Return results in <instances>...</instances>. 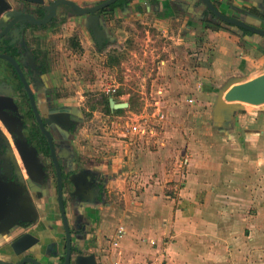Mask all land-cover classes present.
<instances>
[{"label":"rangeland","instance_id":"374dc122","mask_svg":"<svg viewBox=\"0 0 264 264\" xmlns=\"http://www.w3.org/2000/svg\"><path fill=\"white\" fill-rule=\"evenodd\" d=\"M76 1L83 5H92L101 0ZM117 21L113 20L114 25L109 28L111 35L115 36V41L106 44L103 50L96 46L86 32L83 22H75L73 19L58 30L54 37V51L59 65L62 102L77 106L85 117V122L77 131L79 152L91 160V164L102 165L100 167L113 175V181L110 182L113 190L112 208L107 215L111 217L114 213L117 217L119 214L125 219L119 221L115 234L120 226L125 230L136 226L139 233L143 232V240L151 238L147 244L159 258L158 262L166 264L175 253L183 252L179 245L182 238L178 230L181 229L175 227L177 212L184 209L178 206L183 200L181 199V203L177 201L180 193L178 191L186 187L183 184H190L194 190L197 189L196 186L200 187L199 195L195 197L198 202L195 204L198 207L194 212L195 220L197 223H206L212 222L213 208L221 199L218 190L213 188H227L223 183L222 186L218 185L220 179H226V183L227 178L233 174L249 172L261 176L264 173V166L260 165L264 163V106L245 105V109L239 111L235 117L230 138L220 134L212 125V108L218 88L232 75L246 76L249 79L263 71L264 52L258 51L251 44H245L232 34V29L220 24L208 31L198 26L196 39H200L201 43L195 49H187L175 43L178 33L183 30L182 22L175 21L170 27L173 31L171 39L159 34L153 25L152 16L135 21L119 18L123 23ZM151 29L155 30V34ZM74 36L82 40L81 51H76L70 46L69 39ZM129 39H132L134 46L131 53L119 67L108 66V55L112 52L127 51ZM162 59L172 63L179 62L181 66L176 67L175 71L170 69L174 71L170 74L158 67ZM168 80L171 83L173 80L174 84H168ZM157 83L170 85L168 91L172 89L170 93L176 95L179 101L176 111L159 121V140L164 141L166 145L160 146L154 139L146 142L143 157L149 164L148 168L143 169L138 166L141 158L135 152L136 144H130L128 139L122 137L123 122H119L118 115L106 113L102 100L107 95V88L118 86V90L125 88L137 93L143 108L146 107L147 112L151 113L157 107L150 92L152 85ZM141 92L145 94L142 95ZM189 98L195 99V103L188 102ZM128 99L129 94L121 101L128 102ZM159 103L166 102L161 100ZM128 114L126 112L120 116L125 117ZM254 158L257 163L251 164L250 161ZM151 165L155 170H151ZM198 176L202 177L204 187L198 183ZM123 178L126 183L122 182ZM171 178L174 179L170 181ZM146 183L158 187L150 196L151 200H154L155 196H161L157 198L156 203L151 204L148 211L143 206L145 198H127L124 196L123 187L126 184L127 188H131L135 184L136 188H142ZM259 187L260 182L256 185L257 189ZM169 189L175 190L177 200L166 197L165 193ZM133 199L142 205L130 208L129 203ZM225 199L228 198H224L222 202ZM154 204L158 206L155 211ZM225 217L226 227L223 234L227 236L231 231L235 239L241 241L243 234L238 235L239 229L236 226L229 227V214ZM231 219L237 220L235 217ZM234 224L237 225V222H232V226ZM154 227L157 237H149ZM139 233L137 235L140 236ZM212 234L211 228L204 230V235L209 239L208 242L201 240L202 243H209L205 248L212 249ZM226 239L227 241H222L224 251L234 252L237 258L244 260L246 250H250L251 264L261 263L260 246L253 245L249 248L245 243L237 242L233 248L228 246L229 241Z\"/></svg>","mask_w":264,"mask_h":264},{"label":"flooded vegetation","instance_id":"af4514ba","mask_svg":"<svg viewBox=\"0 0 264 264\" xmlns=\"http://www.w3.org/2000/svg\"><path fill=\"white\" fill-rule=\"evenodd\" d=\"M6 1L11 9L0 10V264H18L31 255L43 264H63L69 255V263L74 264L78 254H94L97 264H103L115 233L111 234L105 225L111 218L107 209L112 205L113 175L102 165L91 164L79 152L77 131L85 122L83 114H71L64 125L53 121V115L62 107L73 106L62 102L54 37L62 26L73 19L81 23L85 16L68 15L64 6H58L45 24L12 23L10 10L42 19L46 13L44 5L54 0H45L44 5ZM131 1L121 2L114 12L106 7L96 14L107 24ZM225 3L228 8L223 6L224 12L264 29V11L254 5L256 0L245 5L237 0ZM235 6L241 10H235ZM202 16L193 15L203 25L209 18L205 11ZM210 20L232 29V34L245 44L264 52V36L238 29L214 16ZM86 32L100 50L109 43L99 45L93 33L87 29ZM77 39L82 45V40ZM40 120L52 137L57 163ZM26 233L35 236L41 250L37 253L32 249L17 257L11 244Z\"/></svg>","mask_w":264,"mask_h":264},{"label":"crops","instance_id":"0c3cea01","mask_svg":"<svg viewBox=\"0 0 264 264\" xmlns=\"http://www.w3.org/2000/svg\"><path fill=\"white\" fill-rule=\"evenodd\" d=\"M175 1L157 0V2L152 3L151 0L150 3L148 0H132L129 6H126L127 10L126 8L118 10L113 19L109 21L107 25L109 28H112L114 25L113 20H118L117 22L121 23L122 21H119V18L135 21L138 19H147V17L152 16L154 21L153 25L157 29V31L160 32L159 34H161L163 37H169L172 39L173 36H171V32L173 33V31L170 27L175 24V21L182 22L181 27L183 28V30L181 29L178 33L177 38H175L177 39L175 43L187 49H195V47L198 46L195 40L196 35H198L197 33L199 32L196 28L198 26L203 28V25L199 23V19L193 17L194 14L189 12L184 13L186 11H181ZM214 1L219 3V8L222 9L223 12L225 11L224 8H228V4L225 3L227 0ZM237 1H241L239 2V4L242 5L249 3V0ZM164 30L166 31L164 32ZM180 66L181 64H179V62L172 63L164 59H162L160 61V65H158L159 68L161 67L163 71H168L170 74L175 71L176 67ZM170 69H173L174 71H170ZM262 72L263 71H261L257 75L261 74ZM168 82V84L170 85L174 84L173 80L172 83L169 80ZM170 85L163 83H157L156 85L154 84L152 85L150 92L151 99L155 101V106L156 99H159L160 102L161 100H164L166 102L165 104H161V108L165 113L164 118L169 117L173 112L176 111L178 106L177 103L179 101L176 98V95L170 93L172 89L168 91ZM160 89L162 90V94H158V90ZM141 93L142 95L145 94L144 92ZM124 97H127V95L123 96L122 98ZM241 103L244 106H257L245 102ZM146 110V107H144L141 112H146ZM127 113L134 112L129 111ZM146 142L147 141L140 143L130 142V144H136L135 147H137V151L135 152L141 158L139 159L138 166H142L143 169L148 168L149 164V162L143 157V154L145 153L144 147L147 145ZM158 145L165 146L166 143L162 141L158 142ZM253 162L257 163V160L255 158L251 159L250 163L253 164ZM262 164L264 166V163H261L260 165L262 166ZM150 167L151 170H155L153 165H151ZM156 167L158 168V165H156ZM246 170L250 171L247 168ZM251 172H253V170ZM200 177L201 176L197 177L198 183H200L201 187H204V181L202 180V177ZM142 178L144 177L142 176ZM124 179L125 178L122 179V182L126 183L124 182ZM173 179L174 178H171L170 181ZM225 180L220 179L218 181V185H221L223 183L227 186V188H213V190L215 191L218 190V195L221 199H219L218 203H216L215 208H213L214 218L212 222L208 221L206 223H197L195 220L196 213L194 212L196 208H198L197 206H195V204L198 203L195 200V197L199 195V186H196L197 189L194 190L192 188L193 186H190V184L188 186V183L183 184L186 185V187L182 188L181 191H178L180 192L178 193V200L177 198H175L177 195L175 190L173 191L169 189L165 193L166 197L174 198V201L177 200L178 203H181L182 199L183 203L178 204V206L184 208L177 212V221L175 223V227L178 226L181 229L178 230V232L181 233L182 238L179 245L183 252L180 254L175 253V255L171 256L172 258H170L169 262L166 264H251L252 253L250 250H246L247 254L243 256L244 260H240L239 258H237L234 252L223 250L225 249V247H222V241H227L226 238H228L229 241L228 246H233V248L236 247L235 245L237 242L245 243V245H248L249 248H252L253 245L260 246V253L262 256L260 264H264V173L261 174V176L253 175V173L249 172L246 174H233V176L227 178L226 183H224ZM258 182H260V187L257 189L256 185ZM123 187L125 190L124 196H127V198H145V204L143 206H145L146 211H148V208L151 209V204L158 201L157 198H161V196H155L156 198L154 200H151L150 196L154 193L155 189L158 188L151 184L148 185L146 183L142 188L140 186L136 188L135 184L131 186V188H127L126 184H124ZM193 191H195L194 194L192 193ZM226 197L228 199H225V201L222 202V200H224V198ZM204 202L206 203V200H204ZM138 203V200L133 199L130 200L129 206L131 208L135 205H142V203ZM153 207L155 211L158 206L154 204ZM109 209H107V212L109 211ZM223 212L226 213L221 214ZM227 213L230 215V218H228V221L230 223L229 227L231 228L236 226V228L239 229L238 235L241 233L243 234L244 237H242L241 241H237V239H235V236L231 234V231L228 232L227 236L223 234L225 231L224 227H226L225 216L228 215ZM231 217H235L237 220H233L231 219ZM121 220H125L124 216L122 217L118 214V216L115 217L113 213L109 221H107V224H105L107 227L106 229L112 234V232H114L115 228L118 226L119 221ZM232 222H237V225L234 224L232 226ZM206 228H211L213 230V234L211 237L212 249L205 248V245L209 243L206 244L201 242V240H206L207 242L209 240L208 237L204 235V230ZM138 231L136 226L135 228H126L124 237L120 240V245L117 248L112 245V239L111 244L109 243L108 245V250L106 252L107 256L103 258V264H114L115 261H118L119 264H161L158 262L159 258H157L155 253L152 252L151 246L147 244L148 239L150 241L151 238H146L143 240V232L139 233ZM137 232L140 234V236L137 235ZM149 234V237H157L156 228H152ZM152 242L154 243L153 239ZM173 261H175L176 263H174Z\"/></svg>","mask_w":264,"mask_h":264},{"label":"water","instance_id":"95a60500","mask_svg":"<svg viewBox=\"0 0 264 264\" xmlns=\"http://www.w3.org/2000/svg\"><path fill=\"white\" fill-rule=\"evenodd\" d=\"M26 2H33L37 4L45 3V0H23ZM118 0H103L99 3L82 6L75 0H54L49 4L44 5L46 10L45 17L42 19H36L30 14H17L15 10H10V17L14 18L11 20L12 23H32L35 25H42L47 23L56 14L58 6H64L68 15L72 16H85L83 18L84 27L93 33L95 40L102 45L104 42H114L115 37L111 35V31L106 23L102 20L101 16L96 14L101 9L109 7L116 3ZM175 1V0H174ZM176 4L183 10L192 14H196L198 17L202 18L203 12L208 9L214 14L216 20L234 25L238 29L244 28L251 32L264 36V29L259 28L249 22L243 20L242 18L232 17L228 13L223 12L222 9L216 7L214 0H176ZM241 2V1H239ZM258 4V9L264 11V0H256ZM150 7V6H149ZM126 8V6H125ZM11 9V5L6 0H0V10ZM240 11L241 8L235 6L234 8ZM127 10V8H126ZM260 18L259 16H257ZM261 19V18H260ZM240 31V30H239ZM249 37V36H248ZM110 107L111 110L126 109L129 106L128 102H118L114 97H110ZM250 103L257 106H264V69L263 72L253 78H247L246 76H230L217 90L216 100L212 108V125L216 130L229 138L232 137L231 131L234 126L235 117L239 111L245 109V106L241 103ZM74 114L81 117L82 112L77 106H64L59 113L53 115L55 119L53 120L57 124L68 123L70 115ZM40 119V117H39ZM51 119V116L49 118ZM41 127L43 132L46 134L48 140L50 141L52 147V154L55 162L57 159L55 156L53 141L50 133L44 128L42 120ZM19 149L22 153L21 147ZM23 154V153H22ZM27 163V160H26ZM31 173V171H30ZM59 181H61V173L59 170ZM82 190V189H81ZM80 190V191H81ZM79 191V186H78ZM61 194V193H60ZM29 212V211H28ZM66 222V218H65ZM67 224V222H66ZM39 242L36 240L35 236L31 233H26L24 236L16 239L12 244L13 252L17 257L24 255L26 251H33L39 253L41 250L37 245ZM32 251V252H33ZM70 257L68 255L66 262L63 264H70ZM74 264H97L94 254L83 255L78 254L73 259ZM18 264H43L34 255L25 256L22 258Z\"/></svg>","mask_w":264,"mask_h":264},{"label":"built area","instance_id":"2783aa9c","mask_svg":"<svg viewBox=\"0 0 264 264\" xmlns=\"http://www.w3.org/2000/svg\"><path fill=\"white\" fill-rule=\"evenodd\" d=\"M166 30H164L165 32ZM118 86H113L112 88H107L105 93L107 95L114 94L117 92ZM158 94H162V90H158ZM160 100L156 99V111L148 113L140 112V113H129L125 117H118L120 119L119 122H123L122 127V137L128 139V142L132 143H140L149 140H156L158 142H162L159 140L161 132H160V123L159 121L164 119L165 113L161 108ZM188 102L195 103V99L189 98ZM147 109V108H146ZM124 138V139H125ZM125 229L124 227H119L117 232L112 240V245L114 247H119L120 240L124 237ZM114 264H119L118 261H115Z\"/></svg>","mask_w":264,"mask_h":264},{"label":"trees","instance_id":"16d2710c","mask_svg":"<svg viewBox=\"0 0 264 264\" xmlns=\"http://www.w3.org/2000/svg\"><path fill=\"white\" fill-rule=\"evenodd\" d=\"M123 2H126V0H121L119 2H116L114 4H112L110 6V8L112 9V11L114 12L116 7L119 5H122ZM157 2V0H152V3H155ZM216 2V1H214ZM219 3L216 2L215 5L216 7L219 8ZM205 13H206V16L209 18L208 20H205L204 23H203V28L204 29H215V25L211 20H210V17H213L214 14L206 9L205 10ZM214 24V25H213ZM230 25V24H228ZM145 32V28L143 29V35ZM151 32L153 34H155V30L154 29H151ZM70 41V46L72 49L76 50V51H81L82 50V45L80 43V41H78L77 37L74 36L72 37L71 39H69ZM129 49L125 52H112L108 55V58H107V64L108 66H110L111 68H115V67H119L125 57L127 55H129V53H131L132 49L134 48L133 44H132V39H129ZM196 44L199 46V44L201 43L200 42V39H196ZM129 94V99H128V103H129V106L126 108V109H119V110H114L112 111L111 110V107H110V97H114V99H116L118 102H122L121 99L123 96ZM102 102L104 103V107H105V111L106 113L108 114H112V115H123L125 114L126 112H134V113H140L143 109V103L140 101V96L137 94V93H134L132 92L131 90H125V88H122V89H119L117 90V92H115L114 94H110V95H105L104 96V99L102 100Z\"/></svg>","mask_w":264,"mask_h":264}]
</instances>
